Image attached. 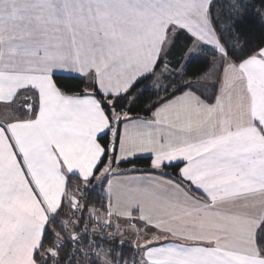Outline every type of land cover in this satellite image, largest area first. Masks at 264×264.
Segmentation results:
<instances>
[{
	"label": "snow or ice",
	"instance_id": "1",
	"mask_svg": "<svg viewBox=\"0 0 264 264\" xmlns=\"http://www.w3.org/2000/svg\"><path fill=\"white\" fill-rule=\"evenodd\" d=\"M259 5L0 0V264H264Z\"/></svg>",
	"mask_w": 264,
	"mask_h": 264
},
{
	"label": "trees",
	"instance_id": "2",
	"mask_svg": "<svg viewBox=\"0 0 264 264\" xmlns=\"http://www.w3.org/2000/svg\"><path fill=\"white\" fill-rule=\"evenodd\" d=\"M250 2L251 3H255L257 5V7L260 6L259 5V0H250ZM253 11H255V9ZM262 34H264V33H262V30H261L259 24H256L254 29L248 34L247 39L255 43V42L259 41V39H260ZM181 51H182V49H180L179 47L177 49H174L171 58L174 61L179 59ZM202 57H205V60L208 63H210L212 58H213L212 55H211V51L210 50H209L208 53L202 54ZM208 63H199V64L189 65L188 69H187V72H186V75L189 76V77H192V76H195V75H198L200 73H203V72L207 71ZM145 95L147 96V95H150V94L146 93ZM143 109H144V103H141L135 109V111L133 112V114H132L133 117L146 116L147 114L144 112ZM150 165H151V161L149 159H147V158H142V159H139V160L135 161V167L137 169H140V170L149 171V170H151L150 169ZM130 167H131V165H129L127 163H122L120 165V169L123 170V171L128 170ZM167 171L172 176L176 175V172L173 169H167ZM92 201L93 202L96 201V197L95 196L92 197Z\"/></svg>",
	"mask_w": 264,
	"mask_h": 264
},
{
	"label": "rangeland",
	"instance_id": "3",
	"mask_svg": "<svg viewBox=\"0 0 264 264\" xmlns=\"http://www.w3.org/2000/svg\"><path fill=\"white\" fill-rule=\"evenodd\" d=\"M202 59H204V60H205V57H202Z\"/></svg>",
	"mask_w": 264,
	"mask_h": 264
},
{
	"label": "crops",
	"instance_id": "4",
	"mask_svg": "<svg viewBox=\"0 0 264 264\" xmlns=\"http://www.w3.org/2000/svg\"><path fill=\"white\" fill-rule=\"evenodd\" d=\"M209 50L211 51V49L209 48Z\"/></svg>",
	"mask_w": 264,
	"mask_h": 264
}]
</instances>
